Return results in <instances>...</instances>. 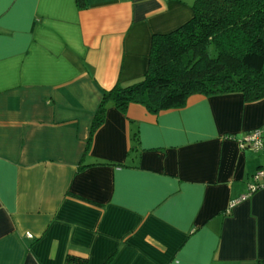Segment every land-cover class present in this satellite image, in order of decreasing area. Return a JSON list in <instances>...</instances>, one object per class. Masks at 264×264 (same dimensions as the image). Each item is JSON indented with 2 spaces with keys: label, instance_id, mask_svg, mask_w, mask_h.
I'll list each match as a JSON object with an SVG mask.
<instances>
[{
  "label": "crops",
  "instance_id": "crops-1",
  "mask_svg": "<svg viewBox=\"0 0 264 264\" xmlns=\"http://www.w3.org/2000/svg\"><path fill=\"white\" fill-rule=\"evenodd\" d=\"M193 0H0V264H264V99L107 107ZM233 199H239L229 208Z\"/></svg>",
  "mask_w": 264,
  "mask_h": 264
},
{
  "label": "trees",
  "instance_id": "trees-1",
  "mask_svg": "<svg viewBox=\"0 0 264 264\" xmlns=\"http://www.w3.org/2000/svg\"><path fill=\"white\" fill-rule=\"evenodd\" d=\"M83 7L85 0H77ZM192 17L165 34H153L148 67L131 84L103 90L85 151L109 105L125 112L139 103L151 113L185 106L194 94L239 92L264 99V0H193ZM66 263L85 264L71 255Z\"/></svg>",
  "mask_w": 264,
  "mask_h": 264
},
{
  "label": "built area",
  "instance_id": "built-area-1",
  "mask_svg": "<svg viewBox=\"0 0 264 264\" xmlns=\"http://www.w3.org/2000/svg\"><path fill=\"white\" fill-rule=\"evenodd\" d=\"M239 143L243 149L249 148L255 151L264 150V131H262L260 128L254 129L253 131L246 133ZM261 186H264V171L259 169L252 175L251 181L247 187V192L243 193L239 199L246 198L250 193ZM239 199L231 200L229 203V208Z\"/></svg>",
  "mask_w": 264,
  "mask_h": 264
}]
</instances>
